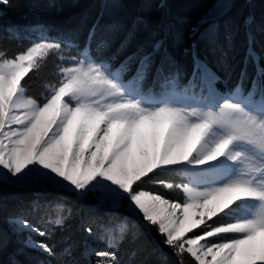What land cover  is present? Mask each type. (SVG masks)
<instances>
[{"label": "snow or ice", "instance_id": "obj_1", "mask_svg": "<svg viewBox=\"0 0 264 264\" xmlns=\"http://www.w3.org/2000/svg\"><path fill=\"white\" fill-rule=\"evenodd\" d=\"M230 7L231 0H217L193 28L195 34L207 26L203 39L210 48L218 47L217 21ZM136 24L120 49L134 38ZM33 30L41 39L23 51L9 57L0 50V184L64 190L93 213L107 211L80 218L84 239L66 242L60 255L67 259L61 264H81L74 258L77 247L91 257L87 264H120L115 241L127 238L129 225L121 220L115 231L111 225L112 210L122 203L146 231L154 229L161 237L158 243L176 257L173 264H183L185 254L193 264H264V67L252 33L239 82L221 92L220 77L195 52L190 75L166 49L157 64L162 40L113 68L105 53L123 30L119 23L91 25L82 44L78 33L50 37L43 25ZM225 39L231 42V33ZM49 54L56 59V83L45 85L40 99L28 96L25 78ZM249 59L255 75L245 88ZM166 64L174 70L166 72ZM153 68L159 91L143 88ZM184 75L188 78L181 84ZM166 171H177L189 182L156 179ZM148 183L180 189L185 198L168 199L145 188ZM68 216L33 223L11 215L6 222L13 234L49 237L51 230L41 224L63 227ZM226 217L235 219L225 222ZM227 234L234 235L212 239ZM90 240L105 247L93 249ZM22 243L19 253L31 248L56 255V246L46 240L29 235ZM7 245L0 233V249Z\"/></svg>", "mask_w": 264, "mask_h": 264}, {"label": "trees", "instance_id": "obj_2", "mask_svg": "<svg viewBox=\"0 0 264 264\" xmlns=\"http://www.w3.org/2000/svg\"><path fill=\"white\" fill-rule=\"evenodd\" d=\"M216 0H8L7 4L0 3V50H5L9 57L23 51L33 41L41 38L34 26L43 25L50 29V37L58 33H78L79 42L82 44L91 25L99 23L100 26L119 23L123 30L117 35L112 47L105 53L114 66L119 65L128 56L133 55L141 47L151 51L153 41L162 40L161 54L156 58L159 64L160 56L167 50L169 56L175 60L176 65L190 75L193 53L202 61L204 60L216 71L220 77L218 87L227 90L235 87L240 80V74L245 70L247 57V36L251 32L254 37L253 49L260 56L261 67H264V0H235L230 8L218 21L219 40L216 49L210 48L203 39L205 28L198 33L193 32L194 26L212 7ZM105 5H108L105 7ZM137 18L143 23L136 24ZM251 19V23H248ZM136 24L135 36L129 45L120 49L130 26ZM9 29H16L13 35ZM231 33L229 42L226 34ZM193 46H195L193 48ZM55 56L49 54L41 68L25 78L27 95L40 99L46 92L45 85L56 83ZM112 65V66H113ZM172 69L165 65L166 72ZM155 70L149 73L154 75ZM255 75V65L249 59L247 62L248 81ZM188 76V75H185ZM188 78V77H187ZM24 83V82H22ZM244 85V86H245ZM156 179L179 182L184 179L179 172H160ZM152 190L162 193L172 199H178L177 190H164L158 185L150 183ZM38 206L33 207V202ZM50 202V203H49ZM47 203V207L44 205ZM19 204L20 206H18ZM63 204L64 208L57 207ZM18 208L27 210L21 214L33 223L55 220L60 216H71L65 220L63 227H54L42 223L41 227L49 228V237H40L34 233L13 234L6 220L11 215H20ZM115 219L111 227L115 231L121 220H126L129 225L127 238L118 240L117 251L120 264H173L176 257L172 251L158 243L159 236L155 232L146 231L139 224L137 218L129 212L112 210ZM32 212V214H30ZM89 215H107L106 210L96 213L84 207L69 192L58 189L40 188H14L0 184V233L6 234L8 245L0 249V264H61L67 257L61 256L66 242L81 241L83 234L78 229L81 217ZM225 222L232 220L224 218ZM32 236L40 241L46 240L50 245H55L56 255L48 256L38 250L24 248L23 253L17 250L23 247V241ZM135 235V239H133ZM119 238V237H118ZM216 237L213 240H221ZM93 249H103L105 244L100 241L90 242ZM83 249L77 247L74 258L87 264L91 257L83 254ZM183 264H193L192 258L187 254L183 256Z\"/></svg>", "mask_w": 264, "mask_h": 264}, {"label": "rangeland", "instance_id": "obj_3", "mask_svg": "<svg viewBox=\"0 0 264 264\" xmlns=\"http://www.w3.org/2000/svg\"><path fill=\"white\" fill-rule=\"evenodd\" d=\"M235 0H231V6H232V4H233V2H234ZM217 3V0L214 2V4L212 5V7L209 9V10H211L212 8H213V6L215 5ZM231 8V7H230ZM230 8L228 9V10H230ZM209 10L207 11V12H209ZM227 10V11H228ZM226 11V12H227ZM206 12V13H207ZM225 12V13H226ZM224 13V14H225ZM204 61V60H203ZM205 62V61H204ZM206 63V62H205ZM207 64V63H206ZM208 65V64H207ZM208 67L213 71V72H215L216 73V75L217 76H219L218 75V73L216 72V71H214V69L210 66V65H208ZM217 86H218V84H217ZM219 90V89H218ZM220 91V90H219ZM173 172H177V171H173ZM178 173V172H177ZM180 174V173H179ZM167 182H170V183H173V184H182V183H184V182H182V181H179V182H173V181H167ZM188 183V182H187ZM148 185H150V183H148V184H146L145 185V188H147V189H150V190H152L150 187H148ZM158 186H160V185H158ZM162 189H164V190H172V189H167V188H165V187H163V186H160ZM173 189H175V190H177V192L179 193V198L178 199H172V198H170V197H168V196H166V195H164V194H162V193H159V192H156V191H154V190H152V191H154V192H156V193H159V194H161V195H163V196H165L166 198H168V199H172V200H174V201H179V202H183V200H184V194L182 193V191L180 190V189H176V188H173ZM64 191V190H63ZM18 206H20L19 204H17ZM116 210H122V211H125V212H128L127 211V205L125 204V203H122V206L119 208V209H116ZM18 211H20L19 212V214L21 213V214H24L25 212L27 213V210H21V209H19L18 208ZM20 214V215H21ZM30 214H32V212L30 213ZM232 218V220H234L235 219V217H231ZM231 220V221H232ZM231 221H229V222H231ZM152 232H155V230L153 229L152 230ZM24 233H26V232H24ZM27 234H29L28 232H27ZM154 234H156V233H154ZM158 235V234H157ZM231 235H234V234H227V235H225V236H223V238L222 239H227L228 238V236H231ZM28 238V237H27ZM216 237H214V238H212V239H215ZM159 240L161 239V237H159L158 238ZM221 239V240H222ZM26 240V239H25ZM118 240H119V238L117 237V239H116V241H115V243H117L118 242ZM92 240H90L89 241V245L91 244L90 242H91ZM94 241H97V240H94ZM214 241H216V240H214ZM217 241H220V240H217ZM90 247L92 248V246L90 245ZM186 255V254H185ZM184 255V256H185Z\"/></svg>", "mask_w": 264, "mask_h": 264}]
</instances>
